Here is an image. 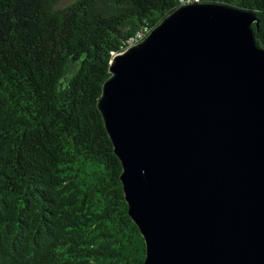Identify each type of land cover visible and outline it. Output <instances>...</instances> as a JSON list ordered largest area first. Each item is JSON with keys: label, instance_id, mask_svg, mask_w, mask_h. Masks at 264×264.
<instances>
[{"label": "water", "instance_id": "1", "mask_svg": "<svg viewBox=\"0 0 264 264\" xmlns=\"http://www.w3.org/2000/svg\"><path fill=\"white\" fill-rule=\"evenodd\" d=\"M187 0L113 53L97 98L142 264H264V45Z\"/></svg>", "mask_w": 264, "mask_h": 264}, {"label": "trees", "instance_id": "2", "mask_svg": "<svg viewBox=\"0 0 264 264\" xmlns=\"http://www.w3.org/2000/svg\"><path fill=\"white\" fill-rule=\"evenodd\" d=\"M250 8L264 45V0ZM183 0H0V264H142L97 98L114 52Z\"/></svg>", "mask_w": 264, "mask_h": 264}, {"label": "built area", "instance_id": "3", "mask_svg": "<svg viewBox=\"0 0 264 264\" xmlns=\"http://www.w3.org/2000/svg\"><path fill=\"white\" fill-rule=\"evenodd\" d=\"M183 1H187V0H183Z\"/></svg>", "mask_w": 264, "mask_h": 264}]
</instances>
